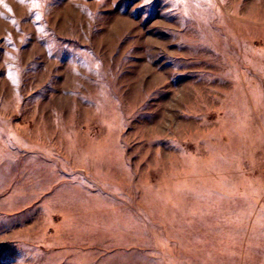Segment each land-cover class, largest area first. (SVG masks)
I'll use <instances>...</instances> for the list:
<instances>
[{
    "label": "rangeland",
    "instance_id": "374dc122",
    "mask_svg": "<svg viewBox=\"0 0 264 264\" xmlns=\"http://www.w3.org/2000/svg\"><path fill=\"white\" fill-rule=\"evenodd\" d=\"M0 264H264V0H0Z\"/></svg>",
    "mask_w": 264,
    "mask_h": 264
}]
</instances>
